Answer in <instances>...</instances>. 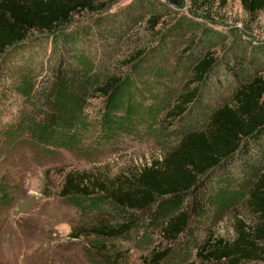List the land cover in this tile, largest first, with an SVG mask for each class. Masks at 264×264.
Masks as SVG:
<instances>
[{"label": "rangeland", "instance_id": "374dc122", "mask_svg": "<svg viewBox=\"0 0 264 264\" xmlns=\"http://www.w3.org/2000/svg\"><path fill=\"white\" fill-rule=\"evenodd\" d=\"M101 2L54 33L40 39L30 34L0 56V264H145L161 253L158 264H217L198 255L201 246L230 242L239 226L256 220L245 204L248 170L230 167L225 177H214L219 187L174 241L145 226L146 210L118 209L103 193H88L94 202H71L59 192L69 172L86 173L87 182L115 183L159 161L183 132L202 131L213 109L230 104L238 83L264 76V12L251 19L238 0L206 6L187 0L179 6L168 0ZM54 37V47L64 44L91 86L76 138L37 146L30 132L44 109ZM200 52L216 66L183 115L165 117ZM14 67L19 74L7 77ZM22 74L19 91L14 77ZM110 75L119 78L114 97L91 91ZM102 226L119 233L95 234Z\"/></svg>", "mask_w": 264, "mask_h": 264}, {"label": "trees", "instance_id": "16d2710c", "mask_svg": "<svg viewBox=\"0 0 264 264\" xmlns=\"http://www.w3.org/2000/svg\"><path fill=\"white\" fill-rule=\"evenodd\" d=\"M182 1L168 0L169 4L176 6L181 5ZM187 1L193 5L206 6L216 0ZM217 1L222 4L227 0ZM238 2L251 19L259 12H264V0ZM100 7L101 0H0V56L30 34L37 33V39H40L43 34L56 32L74 15ZM155 23L153 21L151 25ZM57 40L58 37H54L49 41L53 47L50 49L54 54L53 57L51 54L50 60L53 68L42 97L44 109L30 132V137L37 146L64 145L76 138L75 129L83 122L82 108L87 88L91 86L88 74L72 58L64 44L59 43L54 47ZM197 56L200 59L191 67L187 82L166 111L165 117L180 118L196 100L197 86L206 80L209 72L216 66L215 60L208 53L200 52ZM19 60L21 63L22 59H17ZM133 60L134 58L130 62ZM17 69L12 68L7 77L15 75V72L19 74ZM0 72L3 71L0 69ZM23 77V74L14 77L19 82L15 86L16 90L24 88ZM245 81L235 86L230 104L220 105L209 113L202 131L183 132L177 143L159 161L142 166L131 177L109 184L97 180L94 183L87 182L86 173L69 172L59 194L71 202L78 197L81 202H94V199L88 198V193H103L106 200L118 209L146 210L148 214L145 226L151 230H159L169 241H174L183 232L190 218L203 210L204 198H208L219 187L220 182L214 177H225L230 167L241 173L248 170L250 177L247 175V179L250 184L245 204L256 216L254 224L250 227L239 226L236 238L230 242L218 239L210 246L209 242H205L198 255L217 264L262 263L264 76H247ZM118 82L117 76L110 75L91 91L110 99L117 94ZM117 229L118 227L102 226L94 233L113 237L119 233ZM202 251L207 252L203 254ZM165 254H153L145 264H158Z\"/></svg>", "mask_w": 264, "mask_h": 264}]
</instances>
